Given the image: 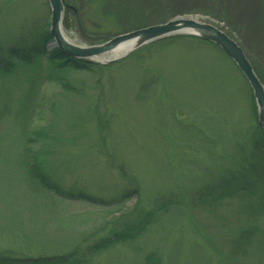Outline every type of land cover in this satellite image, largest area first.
Returning <instances> with one entry per match:
<instances>
[{
	"label": "rangeland",
	"instance_id": "rangeland-1",
	"mask_svg": "<svg viewBox=\"0 0 264 264\" xmlns=\"http://www.w3.org/2000/svg\"><path fill=\"white\" fill-rule=\"evenodd\" d=\"M65 1L62 30L77 46L192 18L237 42L264 81V0H109L105 11L96 0ZM116 2L133 26L114 14ZM42 29L50 34L48 0H0L4 50L28 46ZM198 39L165 38L108 65L75 59L96 64L91 72L52 70L46 59L0 71V254L84 253L174 201L134 239L88 264H264V212H253L260 189L210 208L199 201L225 172L249 162L252 140L263 130L237 65ZM51 41L49 52L56 49ZM32 81L38 107L23 118ZM35 162L67 193L95 201L45 188L29 174ZM254 175L264 183V171Z\"/></svg>",
	"mask_w": 264,
	"mask_h": 264
},
{
	"label": "trees",
	"instance_id": "trees-1",
	"mask_svg": "<svg viewBox=\"0 0 264 264\" xmlns=\"http://www.w3.org/2000/svg\"><path fill=\"white\" fill-rule=\"evenodd\" d=\"M76 2V0H74ZM102 11H105V6L108 4L109 0H96ZM81 3V1H79ZM78 3V0H77ZM106 3V4H105ZM115 8L113 7V12L116 16L124 18L126 20H131V25L133 26L134 19L129 15L125 14L126 6H122L119 2H116ZM65 7L68 8V3L64 0ZM153 23V22H152ZM145 25V24H144ZM127 29H131L128 27ZM200 40V39H198ZM51 41V36L47 29H42V31L36 35L28 46H12L7 50H4L0 46V71L3 72H13L23 65H31L35 60L46 59L48 62L55 64L52 70H74L82 72H91L97 65L91 62H83L75 60L74 58L67 57L63 55L58 49H53L51 52L48 51V44ZM50 67V66H49ZM49 70V69H48ZM257 75L262 79L261 74L255 70ZM263 81V79H262ZM264 83V81H263ZM35 88V89H34ZM37 82L32 81L29 90L23 97L21 102V110L19 114L26 118L29 116L30 110H36L38 105L33 107L35 98H37L36 91ZM39 97V96H38ZM30 107H33L30 109ZM259 137L252 140V147L255 149V153L246 161V164L240 163L234 171L225 172L221 179L215 186L208 187L206 198L200 199V203L204 207H213L217 201L223 199H235L244 196H257L256 191L260 189L261 193L258 195L256 207L253 212L257 215L264 212V183L257 179L258 175H254L259 169L264 171V135L259 128ZM29 174L36 180H38L45 188L54 191L57 195L67 198L69 200L86 201L93 203L95 198L88 196L84 193H67L60 188L57 184L53 183L51 179L44 173L40 164L35 162L29 164ZM218 194V196H217ZM97 199V198H96ZM178 205L174 201H166L161 205L157 212H169L174 206ZM157 212L151 213L143 218V220L136 226L130 227L125 234L120 236H115L107 241V243H96L92 245L89 249L82 253L74 251L71 255L62 257H39V258H13L6 255L5 253L0 254V264H88L89 259L94 254L99 253L103 249L109 248L111 245L134 239L142 231H144L149 225L156 221ZM244 236V233L243 235Z\"/></svg>",
	"mask_w": 264,
	"mask_h": 264
},
{
	"label": "water",
	"instance_id": "water-1",
	"mask_svg": "<svg viewBox=\"0 0 264 264\" xmlns=\"http://www.w3.org/2000/svg\"><path fill=\"white\" fill-rule=\"evenodd\" d=\"M48 2L51 8L50 35L52 41L50 46L51 48L58 49L63 55L70 58L97 61L105 65L113 64L122 60L125 56L118 59H109L104 62H100L99 60L102 56H105L125 42L136 39L141 42L140 45H137L128 53L130 54L152 42L182 34L194 35L215 44L233 60L248 81L258 106V119L264 133V86L256 75L243 49L222 31L211 25L201 24L192 18H176L165 24L153 25L116 36L102 45L83 48L67 41L63 37L62 21L65 11L63 0H48Z\"/></svg>",
	"mask_w": 264,
	"mask_h": 264
},
{
	"label": "bare ground",
	"instance_id": "bare-ground-1",
	"mask_svg": "<svg viewBox=\"0 0 264 264\" xmlns=\"http://www.w3.org/2000/svg\"><path fill=\"white\" fill-rule=\"evenodd\" d=\"M63 37L71 42V40L65 35V33L63 32ZM141 42H139V40H131L128 42H125L123 44H121L120 46H118L117 48H115L114 50H112L111 52H109L108 54H106L105 56H102V58H100V62H104L106 60H111V59H118L121 57L126 56L131 50H133L137 45H140Z\"/></svg>",
	"mask_w": 264,
	"mask_h": 264
}]
</instances>
